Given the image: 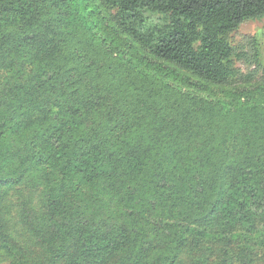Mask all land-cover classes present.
<instances>
[{
  "label": "trees",
  "instance_id": "trees-1",
  "mask_svg": "<svg viewBox=\"0 0 264 264\" xmlns=\"http://www.w3.org/2000/svg\"><path fill=\"white\" fill-rule=\"evenodd\" d=\"M262 17L264 0H0L9 264H187L214 242L191 264H264V63L229 39ZM22 184L39 260L1 212Z\"/></svg>",
  "mask_w": 264,
  "mask_h": 264
},
{
  "label": "rangeland",
  "instance_id": "rangeland-1",
  "mask_svg": "<svg viewBox=\"0 0 264 264\" xmlns=\"http://www.w3.org/2000/svg\"><path fill=\"white\" fill-rule=\"evenodd\" d=\"M252 38L258 43L259 58L264 63V17L245 20L229 33L230 42L234 47H236V49L241 48L249 53ZM237 64L242 70H246V64L244 62L237 61ZM40 206L38 192L33 191L27 184L11 188L1 205L2 215L8 220L9 234L12 236V239L24 249L25 255L31 260H39L43 255V251L36 241L32 240L30 237L32 234L28 227H30V224L35 222V220L32 218L28 219L22 212H36V210L41 209ZM202 240L206 243L208 239L203 238ZM213 244V248L215 249L214 252L208 249L198 251L193 245H188L187 249L182 252V258L187 264H191L190 259L199 254L207 255L208 261L209 258L214 259L218 255L217 248L219 243L214 242ZM258 254L259 253H257V255H252L253 259L250 262H245L242 258H236L232 264H259L261 260ZM0 264H9L8 257H4L1 253ZM183 264H185V262Z\"/></svg>",
  "mask_w": 264,
  "mask_h": 264
}]
</instances>
